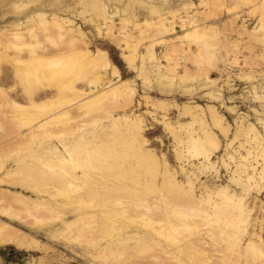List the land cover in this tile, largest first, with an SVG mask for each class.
<instances>
[{"label": "rangeland", "instance_id": "1", "mask_svg": "<svg viewBox=\"0 0 264 264\" xmlns=\"http://www.w3.org/2000/svg\"><path fill=\"white\" fill-rule=\"evenodd\" d=\"M0 225V264H264V0H0Z\"/></svg>", "mask_w": 264, "mask_h": 264}, {"label": "bare ground", "instance_id": "2", "mask_svg": "<svg viewBox=\"0 0 264 264\" xmlns=\"http://www.w3.org/2000/svg\"><path fill=\"white\" fill-rule=\"evenodd\" d=\"M8 226V225H7ZM10 229V228H9ZM11 230V229H10ZM10 230H9V232L5 229V227H3V226H1L0 225V236L3 238V240L4 241H11V240H14L18 245H23V243H22V241L20 240V238L19 239H17L16 237H15V234H14V230L15 229H13V231L14 232H10ZM16 232H18V231H16Z\"/></svg>", "mask_w": 264, "mask_h": 264}]
</instances>
